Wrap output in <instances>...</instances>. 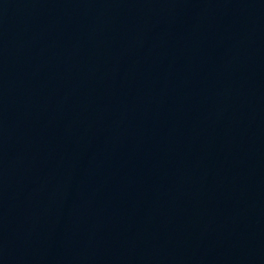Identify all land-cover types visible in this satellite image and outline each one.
Listing matches in <instances>:
<instances>
[{"label": "water", "instance_id": "95a60500", "mask_svg": "<svg viewBox=\"0 0 264 264\" xmlns=\"http://www.w3.org/2000/svg\"><path fill=\"white\" fill-rule=\"evenodd\" d=\"M0 264H264V0H0Z\"/></svg>", "mask_w": 264, "mask_h": 264}]
</instances>
